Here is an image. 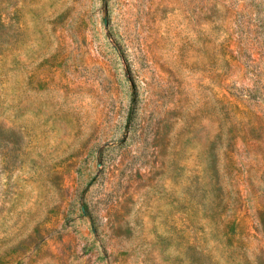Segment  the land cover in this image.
Masks as SVG:
<instances>
[{
	"label": "rangeland",
	"instance_id": "obj_1",
	"mask_svg": "<svg viewBox=\"0 0 264 264\" xmlns=\"http://www.w3.org/2000/svg\"><path fill=\"white\" fill-rule=\"evenodd\" d=\"M0 264H264V0H0Z\"/></svg>",
	"mask_w": 264,
	"mask_h": 264
}]
</instances>
